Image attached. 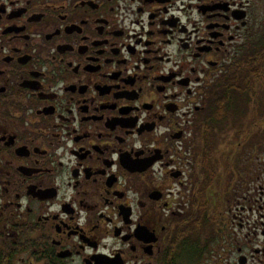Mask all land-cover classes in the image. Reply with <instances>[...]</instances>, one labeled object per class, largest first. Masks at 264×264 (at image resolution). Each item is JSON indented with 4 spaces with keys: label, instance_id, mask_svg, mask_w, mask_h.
<instances>
[{
    "label": "flooded vegetation",
    "instance_id": "flooded-vegetation-1",
    "mask_svg": "<svg viewBox=\"0 0 264 264\" xmlns=\"http://www.w3.org/2000/svg\"><path fill=\"white\" fill-rule=\"evenodd\" d=\"M261 79L264 0H0V264H212L207 126Z\"/></svg>",
    "mask_w": 264,
    "mask_h": 264
},
{
    "label": "rangeland",
    "instance_id": "rangeland-1",
    "mask_svg": "<svg viewBox=\"0 0 264 264\" xmlns=\"http://www.w3.org/2000/svg\"><path fill=\"white\" fill-rule=\"evenodd\" d=\"M232 86L236 103L233 107L225 100L215 105L213 122L218 128L210 138L215 152L208 160L218 177V211L200 224L204 238L211 236L212 264L237 263L239 249L257 256L264 245V79L249 85L248 95L245 85Z\"/></svg>",
    "mask_w": 264,
    "mask_h": 264
},
{
    "label": "trees",
    "instance_id": "trees-1",
    "mask_svg": "<svg viewBox=\"0 0 264 264\" xmlns=\"http://www.w3.org/2000/svg\"><path fill=\"white\" fill-rule=\"evenodd\" d=\"M252 77V76H251ZM233 86L231 85L230 86V88H232ZM248 87H249V85L248 86H244V89H243V91H245V92H247V95H248V91H249V89H248ZM234 92V91H233ZM233 93H231L230 92V94H229V96H228V102H227V105H232L233 107H234V103H236V102H234L235 101V97L237 96V95H233ZM231 107V106H230ZM210 123V126H207V129L208 130H214V132L216 131V129L218 128V124H217V122L214 124V122H209ZM214 152H215V150L214 149H212V150H210V152L209 153H207V157L209 156V158L210 157H212V155L214 154ZM207 188H209V186H207ZM206 217H203V218H201V223H202V219H205ZM203 223H207V222H205V221H203ZM201 226V225H200ZM194 234H196V233H194ZM191 235H187V237H190ZM186 237V238H187ZM198 237H199V239H200V242H202L203 243V241H205V239H203L204 238V236L202 235V230H200V236L198 235ZM190 242V240L189 239H186L185 240V243H184V245L185 246H187V247H189V248H193L192 246H191V244H188ZM193 250V249H192ZM203 253L205 252L204 250L202 251ZM194 256H196V254H195V251H194V254H193V256L192 257H194Z\"/></svg>",
    "mask_w": 264,
    "mask_h": 264
}]
</instances>
